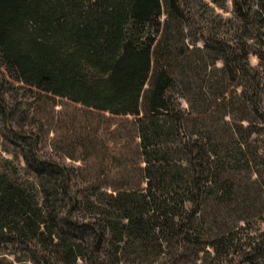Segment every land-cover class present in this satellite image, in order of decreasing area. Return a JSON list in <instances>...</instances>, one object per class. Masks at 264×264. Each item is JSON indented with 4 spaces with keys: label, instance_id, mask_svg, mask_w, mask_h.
<instances>
[{
    "label": "trees",
    "instance_id": "trees-1",
    "mask_svg": "<svg viewBox=\"0 0 264 264\" xmlns=\"http://www.w3.org/2000/svg\"><path fill=\"white\" fill-rule=\"evenodd\" d=\"M234 6L248 17L249 0H234ZM167 7L170 16L188 15L185 0H167ZM161 8V0H0L1 64L17 80L41 90L113 114L137 115L145 180L140 187L110 191L96 185L73 188L71 167L44 160L35 169L44 179L34 195L30 187L2 176L0 243L45 236L50 245L63 247L58 253L83 255V242H63L59 206L65 194L71 205L65 216L93 233L97 248L114 245L117 256L118 242L127 236L144 247L182 234L193 239L198 256L205 246H217L204 238V218L211 201L230 188L229 167L253 166L264 195V146L250 150L249 141L234 146L218 140L217 125L205 132L191 127L193 110L183 109L173 90L178 69L189 78L187 66L168 37L157 40L153 33ZM240 52L241 68L254 84L241 93L238 120L247 135L259 134L264 141L262 76L244 40ZM199 112L206 115L205 109ZM79 207L90 208L89 216L74 218L72 208ZM250 249L247 253L264 250V231ZM94 259L102 264L100 255Z\"/></svg>",
    "mask_w": 264,
    "mask_h": 264
},
{
    "label": "rangeland",
    "instance_id": "rangeland-1",
    "mask_svg": "<svg viewBox=\"0 0 264 264\" xmlns=\"http://www.w3.org/2000/svg\"><path fill=\"white\" fill-rule=\"evenodd\" d=\"M161 1L153 33L157 40L168 37L175 55L187 66L183 64L189 78L178 69L173 90L181 107L193 110L191 127L205 132L217 125L218 140L225 138L234 146L239 140L249 141L250 150L264 146L260 135H247L238 120L241 93L254 84L240 65L243 40L250 62L262 76L264 93V0H249L246 19L236 11L234 0H185L188 15L184 18L170 16L167 0ZM202 109L206 115L200 114ZM228 110L231 113L224 114ZM136 118L134 114L96 109L19 81L0 62V177L21 182L38 195L44 178L35 169H40L44 160H56L72 168L73 188L96 185L110 191L143 186L144 162ZM252 167L239 164L225 171L230 188L211 201L204 218V238L216 240L217 246H205L198 256L193 239L189 241L182 234L159 240L161 245L144 247L127 236L118 242L121 248L117 256L114 245L105 243L97 248L93 233L65 216L71 205L63 194L59 206L63 214L60 227L66 236L63 242H83L84 254L68 257L58 253L62 246L50 245L45 236L26 237L15 243L1 241L0 264H97L94 258L98 255L102 264H264V250L247 253L264 231L262 182ZM89 209L72 208L73 217H88Z\"/></svg>",
    "mask_w": 264,
    "mask_h": 264
}]
</instances>
